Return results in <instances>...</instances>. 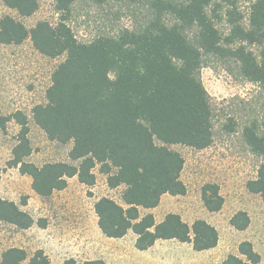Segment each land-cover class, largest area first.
Returning a JSON list of instances; mask_svg holds the SVG:
<instances>
[{
  "label": "trees",
  "instance_id": "obj_1",
  "mask_svg": "<svg viewBox=\"0 0 264 264\" xmlns=\"http://www.w3.org/2000/svg\"><path fill=\"white\" fill-rule=\"evenodd\" d=\"M72 1L55 0L60 17L54 25L39 20L27 28L12 16L0 18L1 43L20 44L29 38L41 54L65 55L51 75L46 102L34 105L31 114L49 140L71 142V162L47 161L38 166L26 160L31 153L27 116L20 110L0 114L1 131L10 119L19 125L7 166L29 175L32 190L42 198L66 187L67 178L75 175L80 183L94 184L97 166L109 187L125 186L123 204L107 196L94 203L104 236L122 237L131 229L139 250L149 248L157 239L187 242L196 251L215 247L218 232L206 220L197 218L189 224L179 214L168 212L155 222L152 213L141 214L140 208L157 206L163 194L186 193L180 178L183 157L170 145L203 149L213 141L210 97L200 79L206 57L234 59L240 75L264 90V0L250 4L247 26L240 23L235 8L226 9V33L216 26L215 17L222 16L217 14L220 5L214 0H131L143 8L139 14L133 11L131 27L115 35L98 34L89 41L77 40L66 23ZM3 3L21 16L38 7L37 0ZM254 44L257 55L247 48ZM242 135L251 151L263 157L256 177L248 180L246 187L259 193L264 204V137L253 124L245 126ZM200 196L209 212L218 211L223 204L215 183H205ZM0 221L18 229L34 223L18 204L3 198ZM249 221L244 210L230 218L237 230L245 229ZM36 223L44 225L41 220ZM26 258L24 249L10 246L2 251L0 264H22ZM49 263L42 249H36L28 259V264ZM62 264L108 263L69 257ZM222 264L264 261L250 241L242 240L237 254L227 255Z\"/></svg>",
  "mask_w": 264,
  "mask_h": 264
},
{
  "label": "rangeland",
  "instance_id": "obj_2",
  "mask_svg": "<svg viewBox=\"0 0 264 264\" xmlns=\"http://www.w3.org/2000/svg\"><path fill=\"white\" fill-rule=\"evenodd\" d=\"M37 9L28 16H21L15 9L7 7L0 0V18L12 16L31 28L39 20L54 25L60 13L55 8V0H37ZM220 5L215 17L216 26L222 33L228 30L224 11L235 8L240 15V23L248 24L250 4L253 0H214ZM143 8L131 0L103 1L73 0L66 23L71 27L79 41H89L98 34L115 35L120 29L131 27L133 11L139 14ZM255 55L258 47L247 45ZM64 54L49 57L38 52L29 38L20 44H4L0 42V114L13 112L20 108L29 116L28 139L31 153L28 161L40 165L47 161L71 162L68 152L71 142L60 143L49 140L45 133L33 121L31 109L38 103H45V91L51 83V75L56 66L64 59ZM200 79L207 90L212 111L213 141L203 148L173 144L170 148L178 151L183 157L180 178L186 186L184 195H164L155 215L174 211L187 223L201 218L213 225L218 232L217 245L208 251H195L189 243L176 240L159 241L160 252L148 253L157 255L160 264H222L229 254H237L238 243L248 240L264 261V204L259 193L247 189L248 180L256 177L257 168L263 157L253 153L245 143L242 130L245 126L254 125L257 134L264 137V90L255 82L244 79L232 58L208 56L200 69ZM19 125L8 121L5 130H0V167L8 168L7 161L11 158V149L16 143ZM99 172L98 167L94 168ZM101 173V172H99ZM104 174L98 175L102 182ZM8 177L0 178V197H9L23 204L25 193H21L26 180L21 177L11 178L16 182L10 185ZM205 183H215L223 198L218 211H207L201 201V187ZM87 193H90L89 191ZM238 210H244L249 216V224L243 230H237L230 224L231 216ZM37 220H45L37 217ZM35 230V231H34ZM37 229H18L11 224L0 221V258L4 249L15 246L24 249L28 259L36 249H42L47 256L54 257L55 248L67 251L58 255V260L78 255L77 247L68 243V238L57 241H43L37 238ZM72 245V248L69 246ZM64 247H69L66 250ZM107 254V250L103 251ZM55 258V257H54ZM110 263L114 261L110 259ZM51 264H57L53 261Z\"/></svg>",
  "mask_w": 264,
  "mask_h": 264
},
{
  "label": "crops",
  "instance_id": "obj_3",
  "mask_svg": "<svg viewBox=\"0 0 264 264\" xmlns=\"http://www.w3.org/2000/svg\"><path fill=\"white\" fill-rule=\"evenodd\" d=\"M16 110H20L22 112L20 108H14L13 112ZM9 114L10 112H7L4 115ZM28 119L29 116H27V120ZM9 121L15 122L14 119H10ZM27 159L28 156L26 157V160ZM94 173L96 179L92 185L80 183L75 175L67 178L66 187L60 190H54L50 196L42 198L32 190L31 178L29 175L21 174L18 167H10L6 171H3L1 168L0 178L2 175L8 177L9 180L16 176L21 177L26 180L27 185L24 186L23 190H21V193H25L26 195V199L23 204H20L16 197L9 198L1 196L0 198L15 202L19 205L20 209L29 213L33 218L34 223L30 227L23 230L36 228L37 238H40L43 241L55 242L57 239L62 240L63 237H65V239L68 238V243H72L77 247L78 255L83 256L84 260L103 259L108 264H111L110 259L114 261V264H160V261L158 260L159 257L157 255H149L148 253L161 251L157 248L159 241L175 239H157L149 248L139 250L134 245L137 235L131 229H128L122 237L118 238L106 237L100 231L97 224L98 217L94 211L95 201L102 196H107L112 198L117 203L123 204L121 194L125 186L121 184L116 187H109L106 183V175L104 176L102 182H98V175H101V173H97L95 171ZM9 183L12 186L17 184L16 182H12V180H10V182L7 183V188H9ZM88 191L90 193H87ZM164 195L169 194H163L161 199ZM161 199L158 205L153 208H140V213H152L155 222L161 221L164 215L168 213H164L161 217H157L155 215V210L160 205ZM34 215L45 218V220H41L44 222V225H38L36 223L37 219ZM69 247L72 248V245ZM69 247H64V249L66 250ZM210 249L201 251H208ZM104 250H107V254H104ZM66 252L67 251L62 250V248H55V258L48 256L50 261L49 264L53 261L57 264H62L64 259L59 261L57 257L58 255H64ZM71 257L76 259L73 255H71Z\"/></svg>",
  "mask_w": 264,
  "mask_h": 264
}]
</instances>
